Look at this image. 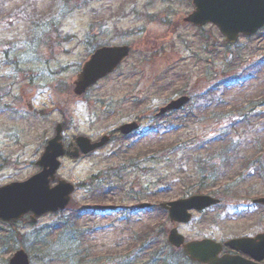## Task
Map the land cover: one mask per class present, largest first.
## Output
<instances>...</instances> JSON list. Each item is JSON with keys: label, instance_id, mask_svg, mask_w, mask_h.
Masks as SVG:
<instances>
[{"label": "rangeland", "instance_id": "374dc122", "mask_svg": "<svg viewBox=\"0 0 264 264\" xmlns=\"http://www.w3.org/2000/svg\"><path fill=\"white\" fill-rule=\"evenodd\" d=\"M192 9L191 0H0V185L39 171L35 162L56 124L68 148L77 136L95 140L140 122L138 133H114L113 143L92 155L61 158L56 177L77 186L68 208L35 224L0 222V264L19 248L31 264H77L57 257L65 222L86 231L89 257L104 264L133 246L141 229H171L160 203L223 185L235 184L236 195L218 196L220 206L192 212L189 223L176 227L186 240L239 236L249 232L248 221L264 217L251 203L264 196V28L229 46L212 25L182 23ZM99 45H127L131 53L75 97L77 72ZM183 95L190 97L186 107L155 118ZM166 145L173 151L148 152ZM139 151L148 154L133 160ZM246 160L249 167L242 166ZM201 168L217 177L199 186ZM240 174L245 181H237ZM141 202L153 207L139 210Z\"/></svg>", "mask_w": 264, "mask_h": 264}, {"label": "water", "instance_id": "95a60500", "mask_svg": "<svg viewBox=\"0 0 264 264\" xmlns=\"http://www.w3.org/2000/svg\"><path fill=\"white\" fill-rule=\"evenodd\" d=\"M193 10L183 20L196 27L206 24L214 25L228 44H234L239 35L249 37L264 26V0H193ZM128 47L102 48L96 51L83 65L74 82V95L83 94L98 80L111 73L121 60L128 56ZM182 97L171 101L161 108L158 115L169 110H177L188 100ZM135 129V125H122L119 130L127 134ZM62 129L55 127V135L50 139L36 162L40 171L22 182H12L0 187V221H17L30 213L31 223L47 213H55L66 208L71 199L74 186L65 180H55V174L60 167V158L64 155L62 144ZM108 141V137L91 143L86 137L76 138V147L70 153L78 157L79 153L86 155L100 148ZM57 181L54 186L50 183ZM214 200L206 196H194L188 199L162 205L168 210L169 219L173 223H187L190 220L189 210L201 211L213 204ZM255 203L264 205V199ZM170 245L181 247L187 256L201 264H248L238 258H218L220 245L209 240L187 242L176 228L170 230L167 238ZM226 246L253 256L257 251L264 252V234L256 239H237L225 243ZM253 252V253H252ZM264 256V254H262ZM259 260V259H258ZM8 264H29L24 251H17Z\"/></svg>", "mask_w": 264, "mask_h": 264}, {"label": "trees", "instance_id": "16d2710c", "mask_svg": "<svg viewBox=\"0 0 264 264\" xmlns=\"http://www.w3.org/2000/svg\"><path fill=\"white\" fill-rule=\"evenodd\" d=\"M159 148L162 150L166 149L169 151H173V148L170 145L161 146ZM65 227H66V231L64 232L63 237H62V247H64V249L62 251L63 254H59V255H62V257L70 260L71 262L73 260H75V258H77L82 263H84L85 258L87 256L88 248H83V246L81 245V243H82L81 240L83 239L82 232L77 231L73 224H66ZM162 230H161V232H163ZM148 236L145 235L144 237L140 238L139 239L140 242L139 243L136 242L137 244L132 246L136 253H138V252L141 253V252L146 250V248H144V247L150 239V238H148ZM153 236H155V235H153ZM141 240H143V241L141 242ZM163 245L165 246V244H163ZM130 250H132V248L129 247V248H126L124 251H122V253H119V254L113 253L112 254V259H113L112 263L113 264H127V262L124 263V261H125V259H127V261L131 260V257L129 255H131L132 251H130ZM137 256H139V255L132 257V259L133 260L136 259ZM122 258H125V259L123 260ZM182 258H185L183 256V254H179L178 252H176L174 250H169V249H167V246H165V248L163 246H161L158 249L153 250L150 253H148V261L149 262L151 261L149 264H158V263H161V264H184V262H182Z\"/></svg>", "mask_w": 264, "mask_h": 264}, {"label": "flooded vegetation", "instance_id": "af4514ba", "mask_svg": "<svg viewBox=\"0 0 264 264\" xmlns=\"http://www.w3.org/2000/svg\"><path fill=\"white\" fill-rule=\"evenodd\" d=\"M136 120H137L138 123H140L139 120H138V118ZM112 134H114V133H110V135L112 137V140H113V135ZM69 147L71 148L73 146L70 145ZM258 207L260 209H263L261 206H258ZM261 213L264 214V212H261ZM243 219H245V217H243ZM245 227H248L249 232H245V234H242V235H239V236L238 235H234L233 237L232 236H229L226 239H222L220 241H217L220 244H222V249H221V252H220V256H224V257L225 256L239 257V258H242V259H244L246 261H249L252 264H264V257L262 256V253L261 252L254 253L255 258L257 257V258L260 259L259 261H257L254 258H252L250 256H247V254L245 255V253H243V252L241 253V252L232 250V249H230L228 247H225L224 243L226 241L230 240V239H233V238H255V236H258L260 234H263L264 233V217H261L259 219H256L255 221L254 220L248 221V223L245 224ZM204 229H206V230L209 231V227H206ZM204 238L205 239H210V237H208V235H205Z\"/></svg>", "mask_w": 264, "mask_h": 264}]
</instances>
